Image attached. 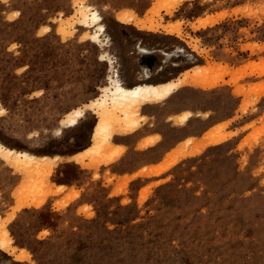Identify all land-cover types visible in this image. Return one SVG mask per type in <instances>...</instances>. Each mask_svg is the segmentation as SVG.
Instances as JSON below:
<instances>
[{"label": "rangeland", "instance_id": "1", "mask_svg": "<svg viewBox=\"0 0 264 264\" xmlns=\"http://www.w3.org/2000/svg\"><path fill=\"white\" fill-rule=\"evenodd\" d=\"M116 70L179 86L108 121ZM176 92L165 122L221 120L157 164L115 144ZM263 105L264 0H0V264H264Z\"/></svg>", "mask_w": 264, "mask_h": 264}, {"label": "crops", "instance_id": "2", "mask_svg": "<svg viewBox=\"0 0 264 264\" xmlns=\"http://www.w3.org/2000/svg\"><path fill=\"white\" fill-rule=\"evenodd\" d=\"M144 56H141V58ZM148 57V56H147ZM170 80L169 77L159 79L157 81H167ZM129 85H133L129 84ZM179 93L176 92L173 94L167 103V106L162 107L160 103L148 104L144 107L143 114L146 116H156L157 119L154 123H146L144 127L127 136H117L115 144L116 145H126L132 152H141L145 154L146 157L144 164L151 165L157 164L164 159V155L175 148L180 142L186 139L189 136L201 137L203 133L212 127L215 123L221 119H215L213 121H204L200 117H193L189 120L186 126H176L173 122H165V115H176L182 112L184 107H181L178 104ZM264 106V105H263ZM156 114V115H155ZM214 117V116H213ZM250 120V119H249ZM155 134L162 135V139L153 146H149L143 151L139 148L141 141L149 139ZM146 142V141H145ZM131 169L129 172L134 171ZM126 170H117L118 175H124ZM164 178L163 176L158 177H139L137 180H143L145 182H150L153 180H160Z\"/></svg>", "mask_w": 264, "mask_h": 264}, {"label": "bare ground", "instance_id": "3", "mask_svg": "<svg viewBox=\"0 0 264 264\" xmlns=\"http://www.w3.org/2000/svg\"><path fill=\"white\" fill-rule=\"evenodd\" d=\"M86 15H89L88 13H85ZM90 18L88 20V22H95V21H99L100 20V15L97 12H92L91 15H89ZM106 33V26L104 24H100L99 28L95 31V33H93V40L96 42H100L101 36L104 35ZM141 51L143 52H149V50L141 48ZM163 54L165 55V58L169 59L172 56H175L178 54V51L173 50V51H164ZM151 71H149L148 68H144V72H143V76L145 78H151ZM143 79V78H142ZM179 86V84L174 83V82H169V83H165V84H151V83H142L138 84L136 86H126L123 84L122 80L120 79V75L118 73V70H116V73L114 74V76L111 77V82L108 86L105 87L104 90V94L102 96L101 99L98 100V104L102 110L101 113V117L105 114H107L106 117H109L108 121H114V119L116 118V114L119 111H124V112H129L130 110V106H129V102L131 101H135V100H139L140 98L146 96V97H153V96H164L167 95L170 91H172L173 89L177 88ZM81 116V111L77 110V117ZM189 115L186 114L185 119L188 117ZM114 118V119H112ZM112 119V120H111ZM77 120V118L73 119V122H75ZM104 121V119L102 120ZM104 126H106V122L104 121ZM219 137V136H218ZM228 136H222L220 138H210L208 142L205 143V141L203 142L204 144L200 145V148H205L209 145H213V144H217L220 143L224 140L227 139ZM150 143H146L144 146H148ZM0 150H3V146L0 144ZM203 150V149H202ZM8 153L3 152L4 156H6L7 158H11V156H14V159H18V161H20V159L22 160L24 155L23 153H16L14 150L9 149L7 150ZM200 152V149H194L192 151H188V152H184L182 154H178L173 156V158L171 159V161L169 162L168 165H166L165 167H163L161 169V171H165L166 169H169L170 167L174 166L175 164L178 163V161L183 158V157H187V156H193L194 154H198ZM2 153V152H1ZM25 160V159H23ZM9 161V159H8ZM24 163H26L25 161H23ZM13 163V162H12ZM21 166V165H20ZM23 166V165H22Z\"/></svg>", "mask_w": 264, "mask_h": 264}]
</instances>
